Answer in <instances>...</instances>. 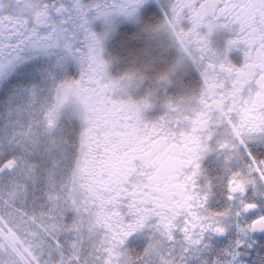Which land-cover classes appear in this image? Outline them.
<instances>
[{
  "label": "snow or ice",
  "instance_id": "obj_1",
  "mask_svg": "<svg viewBox=\"0 0 264 264\" xmlns=\"http://www.w3.org/2000/svg\"><path fill=\"white\" fill-rule=\"evenodd\" d=\"M0 264H264V0H0Z\"/></svg>",
  "mask_w": 264,
  "mask_h": 264
}]
</instances>
